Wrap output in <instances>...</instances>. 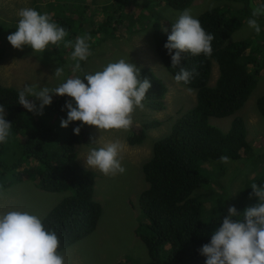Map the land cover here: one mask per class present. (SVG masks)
I'll list each match as a JSON object with an SVG mask.
<instances>
[{
  "label": "trees",
  "instance_id": "1",
  "mask_svg": "<svg viewBox=\"0 0 264 264\" xmlns=\"http://www.w3.org/2000/svg\"><path fill=\"white\" fill-rule=\"evenodd\" d=\"M161 1L174 9L183 10L195 0ZM260 1L230 0L227 5L208 9L196 17L204 30L214 36L212 52L208 56L183 54L182 65L189 71L195 69L196 74L189 84L181 83L196 90V103L177 118L167 136L156 141L151 159L143 165L149 184L139 198L141 222L136 234L148 248L149 260L146 264H206L207 258L198 250L210 243L227 210L225 204L220 203L218 208L212 206V215L209 212L210 216H207L204 206L206 194L201 191L203 188L223 189V185L214 183L217 169L222 165L219 159L222 155L240 159L250 150L242 117L236 116L227 131L212 124L210 118L228 117L241 109L257 84L263 69L257 45H253L254 40L231 41V38L246 19L254 18V7H264V2ZM47 5L49 8L46 12L38 3L34 9L41 14L47 13L67 30L72 39H75L78 31L92 35L99 30H110L114 24L115 11L108 10L102 24L95 25L92 28L95 30L84 32L81 25L67 22L76 19L73 8L82 7L81 4H76L74 0H48ZM65 6L69 8L68 12L63 11ZM83 6L86 8V4ZM156 21V26L162 31L155 45L156 52L168 71L175 75L179 69L171 66V57L164 45L176 21L162 16ZM17 24L18 21H0V60L4 57L7 36L16 30ZM257 36L264 39V31L261 29ZM61 47L60 52L65 53L66 47ZM68 51L72 52L73 48L70 47ZM214 61L218 64L219 76L211 85L209 81ZM140 77L151 82L143 102L150 109H164L168 91L166 84L149 67L140 70ZM19 90L0 84V104L5 106L6 120L12 123L11 129L17 133L22 130L26 133L22 134L19 156L15 160L5 158L14 156V153L9 152L6 143L0 144V182L5 174L13 173L4 186L27 178L37 179L40 187L47 191H72L43 219L44 226L56 232L60 252L66 245L94 231L102 214V206L94 197L97 172L77 159L79 143L89 132L78 121L71 122L64 129L56 125L62 118L67 119L64 106L72 100L67 96H58L47 112L43 111L42 115L34 118L31 116V122H28L25 115L28 111L18 103ZM72 102L74 106L75 102ZM258 107L264 118V96L258 99ZM52 114L59 118H51ZM150 125L151 122L145 123V126ZM78 126L81 131L76 135L73 129ZM144 138L145 132L141 130L132 133L128 142L139 144ZM17 168L19 170L16 172ZM254 183L264 185V171L257 174ZM251 193V187L240 193L238 212L243 213L248 207L247 200ZM215 194L212 198L215 202L227 199L223 192L217 193L215 190Z\"/></svg>",
  "mask_w": 264,
  "mask_h": 264
},
{
  "label": "rangeland",
  "instance_id": "2",
  "mask_svg": "<svg viewBox=\"0 0 264 264\" xmlns=\"http://www.w3.org/2000/svg\"><path fill=\"white\" fill-rule=\"evenodd\" d=\"M34 1L45 12L49 8L48 0H0V21L4 23L18 21V10L26 7L34 8L36 4L33 5ZM61 1L66 2V0ZM74 1L82 7L76 8L75 6L73 9L76 19H70L67 22L81 25L84 32L95 30L92 29L95 25L102 24L106 11H115L113 12L114 24L111 25L110 30H99L91 35L92 39L88 41L91 55L86 61L80 62L81 70L72 71L75 61L70 59L71 52L68 51L70 47L66 48L65 53L60 52L64 42L59 45L50 44L46 49L47 52L43 53L33 52L30 46H24L22 50L15 49L7 42L4 57L0 60V84L14 86L21 90L25 85H37L38 89L44 86L52 88L67 78L74 76L83 78L85 74L100 71L109 62H116L121 58L134 63L139 70L145 67L151 68L162 79L168 88L165 108L153 110L143 102L145 107L143 110L137 109L134 112L133 124L129 131H99L95 126H82L89 132V135L79 143L78 161L88 167L86 155L90 149H98L109 142L118 140L123 145L120 157L126 171L123 174L106 176L99 169L91 168L97 172L94 197L102 206V214L94 231L66 245L60 251L65 258V264H146L149 260L148 248L136 234V228L141 222L139 198L149 184L145 178L143 165L151 159L156 141L167 136L177 118L196 103V90L182 83L177 84L173 79L174 75L168 71L156 52V42L162 35L161 29L156 26V18L162 16L165 19L177 21L185 9H189L191 14L197 17L208 9L227 5L230 0H195L183 10L174 9L161 0H128V3L126 0ZM82 3L86 4V8ZM63 11L68 12L69 8L65 6ZM249 19L251 18L246 19L244 25L236 30L231 41L254 40L253 45H257V53L261 57L260 63L263 69L244 106L228 117H211L210 122L227 131L231 128L236 116L242 117L247 128L250 150L240 159L229 158L228 163H222L221 169H217L218 173L214 183L223 185V189L218 190L216 187L215 190L217 193L226 194L225 201L212 200L216 195L214 189H202L201 193L206 194L204 206L207 216H210L209 212L212 215L210 208L212 206L218 208L220 203L225 204L227 211L230 206H235L238 211V196L250 187L248 184L254 183L257 174H262L264 171L262 169L264 118L258 107V99L264 96V39L257 38V33L248 26ZM255 19L264 31V17ZM82 34L85 33L78 31L75 39ZM75 39H72L69 34L65 38L66 41H73V44ZM57 67L64 69V74L60 78L54 75ZM218 76V64L214 61L209 84H215ZM85 83H87L86 80ZM56 98L58 95L52 96V101ZM29 100L34 102L37 108L36 112L28 111L25 114L27 121L31 122L30 118L38 116L41 102L35 97H29ZM49 107L45 106L43 111L47 112ZM51 116V118L58 117L56 114ZM60 122L61 120L57 121L56 125L62 128ZM147 122H151V125L145 126ZM79 124L81 126V122ZM141 130L145 132L144 140L139 144H130L128 137ZM24 133L23 130L17 133L10 129L6 147L9 152L14 153V156H6L7 160L13 158L15 160L19 156L18 146L23 140L22 134ZM90 138L96 141L92 143ZM18 170L17 168L16 172ZM12 174H5L4 180L0 182V212L28 211L44 219L51 209L72 193L66 190H44L37 179L26 178L10 186H4ZM257 202L258 197L252 196L247 200V205L248 207L253 206Z\"/></svg>",
  "mask_w": 264,
  "mask_h": 264
},
{
  "label": "clouds",
  "instance_id": "3",
  "mask_svg": "<svg viewBox=\"0 0 264 264\" xmlns=\"http://www.w3.org/2000/svg\"><path fill=\"white\" fill-rule=\"evenodd\" d=\"M17 16L16 30L7 36L13 48L22 50L27 45L33 52L43 53L50 44L64 42V47L73 48L70 56L75 61L72 71L81 70L80 62L91 55L90 34L76 37L73 44V41L65 40L67 30L52 21L47 13L41 14L34 8L26 7L19 9ZM260 16H264V7H254V18L247 21L257 34L261 28L255 17ZM213 39L214 36L204 30L189 9L179 15L164 45L171 57V66L179 69L173 77L177 84H189L196 74L195 69L189 71L182 65L183 54L211 55ZM63 74L64 69L57 67L54 75L60 78ZM150 88V80L141 79L137 66L121 58L109 62L100 71L85 74L83 78H67L56 87L38 89L37 85H25L18 91V103L27 111L36 112V104L29 100V97H35L41 102L39 114L42 115L43 108L52 104V96H68L72 100L64 106L67 119H61L62 128L79 121L81 126H95L99 131H129L133 114L137 109H144L143 101ZM11 127L12 123L6 120L5 106L0 104V143L7 142ZM80 131L79 126L73 129L76 135ZM90 139L92 143L96 141ZM122 150L123 145L118 140L98 149L92 148L86 155V165L99 169L106 176L123 174L126 169L121 163ZM219 159L221 163L229 162L228 156L222 155ZM250 187V197H258V202L247 207L243 213L238 212L235 206L228 208L210 243L198 250L207 258L206 264H264V185L252 183ZM59 247L56 232L47 229L39 215L19 210L0 212V264H65Z\"/></svg>",
  "mask_w": 264,
  "mask_h": 264
}]
</instances>
